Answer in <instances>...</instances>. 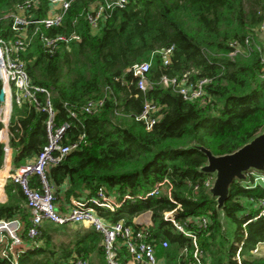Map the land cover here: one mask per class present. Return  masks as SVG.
Instances as JSON below:
<instances>
[{"label":"trees","instance_id":"16d2710c","mask_svg":"<svg viewBox=\"0 0 264 264\" xmlns=\"http://www.w3.org/2000/svg\"><path fill=\"white\" fill-rule=\"evenodd\" d=\"M21 1L0 0V36L17 35L12 20L4 16ZM99 1L105 2L74 0L62 24L41 26L21 54L32 83L51 92L55 127L69 124L64 143L85 135V142L49 168L57 201L62 199L61 190L66 200L74 196L91 201L104 187L120 204L114 211L95 205L98 213L111 223L148 228L156 256L165 264H199L198 259L203 264H264V257L253 254L256 245L264 242V215L259 216L251 202L264 198V186L233 183L224 230L216 202L206 193L212 177L197 170L207 158L198 150L184 148L196 141L215 154L228 153L263 127L264 52L253 42L263 45L257 30L264 24V0H128L124 7L107 10L94 30L87 13ZM38 6L35 16H48L49 2L40 0ZM73 32L81 40L60 44L54 52L41 40V33ZM248 37L250 52L231 57L232 44L245 45ZM172 46L170 62L165 64L161 50ZM149 61L153 87L144 93L127 70ZM185 74L191 81L210 79L206 85L210 102L186 100L177 88L159 83L163 75L180 79ZM2 85L0 78V91ZM37 97L39 107L13 101L8 125L12 172L33 161L48 142L47 94L38 92ZM99 99H104L100 108L84 109ZM146 100L159 107L156 115L160 117L151 129L137 119ZM3 126L0 122V131ZM4 147L0 139V170ZM31 178L38 181L35 175ZM166 178L173 184L172 198L165 190L148 195ZM4 191L7 200L0 202V220L20 217L25 222L24 242L16 247L17 264H79L80 260L96 264L93 252L99 256L98 264H107L103 236L94 227L77 224L67 229L68 224L45 221L39 234L29 237L30 211L21 185L8 177L0 185V193ZM170 211L185 232L165 217ZM145 213L150 216L148 222L135 220ZM202 217L208 219L206 227ZM61 232L67 239L59 237ZM164 240L169 243L166 247ZM239 250L240 262L234 258ZM119 257L122 262L129 259L124 246ZM0 264L13 263L0 255Z\"/></svg>","mask_w":264,"mask_h":264},{"label":"built area","instance_id":"2783aa9c","mask_svg":"<svg viewBox=\"0 0 264 264\" xmlns=\"http://www.w3.org/2000/svg\"><path fill=\"white\" fill-rule=\"evenodd\" d=\"M47 1L50 7L48 16L46 17H37L33 12L38 9L40 0H22L19 2L13 10L4 16L12 20V29L17 35L15 38L10 39L0 36V78L3 83L2 89L5 92V100L1 102L0 106V122L4 125L0 131V137H4L3 131L8 129L14 100L18 104L27 101L39 107L40 102L37 93L45 92L47 94L48 112L50 114L47 120V144L33 161L19 167L15 172L10 174V177L21 185L26 196V207L30 211L31 223L27 229V234L29 237L35 238L39 234L41 225L45 221L52 222L56 225H66L69 223L82 224L87 227H94L102 234L107 264H127V261L122 262L119 257L121 246H124V249L129 254L128 258L134 264H157L156 243L150 239V231L148 228L127 225L124 221L111 223L98 213L96 206L106 207L114 211L120 204L115 196L109 194L104 187L99 189L98 194L91 201L71 196L68 207L65 210L59 208L55 188L48 177L49 168L59 164L69 152L85 142V135L82 134L79 139L72 143H64V136L69 128V124L65 122L61 126L55 127L53 123L55 112L50 101L51 92L45 87L32 83L26 63L21 57V54L31 45L33 36L41 32V26L53 28L62 24L64 15L74 0ZM127 2L128 0H105V2H96L92 6V11L87 13V18L92 28L97 30L99 20L103 19L105 14H107V10H111L114 7H124ZM30 26H33L32 32L28 33ZM257 31L260 33L263 45L254 41V47L264 52V24ZM41 40L50 52H54L60 44L69 45L73 40H81V37L76 32L69 35L57 34L55 36H48L41 33ZM251 43V37L245 40V45L234 42L232 45L235 49L230 53V56L235 57L239 53L248 54L252 49L250 47ZM173 50L174 46L161 50L165 64L170 62ZM151 65L152 63L150 61L136 63L127 70L136 78L137 88L144 93L153 87V82L148 76ZM209 82V78H200L191 81L188 74H185L180 79L178 77L163 75L159 81L164 86L177 88L186 100L195 101L200 99L204 103L210 102V96L206 90V85ZM103 104L104 99L90 101L84 109L87 112H93ZM158 110L159 107L154 102L146 100L143 110L137 116V119L143 121L147 128L151 129L160 117L156 115ZM72 115H75V113L72 112ZM4 151L5 160H7L12 151L9 140L5 141ZM33 175L37 177V182H32L31 176ZM247 176L246 181H241L243 184L252 187L258 185L264 186V172L251 170L247 173ZM210 182L211 180L206 183V186ZM162 190H165L166 194L172 198L173 184L171 180L166 178L159 182L148 195L159 194ZM126 197L130 196L126 195ZM251 202L259 209V216L264 215V198H252ZM165 217L172 220L181 231L185 232L184 228L175 222L172 211L165 212ZM201 222L205 227L208 225V219L206 217H202ZM24 230L25 222L20 217L0 220V255L10 260L13 264H17L18 262L20 252L16 251V247L24 242ZM187 234L194 237L192 233ZM194 242L196 244V238ZM162 243L165 247L169 244L168 240H164ZM263 249L264 242H259L253 249V254L264 257ZM195 256L199 258L198 249L195 251ZM234 258L239 262L241 261L240 250ZM198 261L199 264H203L200 259ZM85 263L83 260L79 261V264Z\"/></svg>","mask_w":264,"mask_h":264},{"label":"water","instance_id":"95a60500","mask_svg":"<svg viewBox=\"0 0 264 264\" xmlns=\"http://www.w3.org/2000/svg\"><path fill=\"white\" fill-rule=\"evenodd\" d=\"M264 80V74L260 76ZM5 100V92L0 91V102ZM185 149H195L204 154L207 161L197 170L211 175L212 180L206 187V193L215 200L220 223L225 230L228 227L226 202L229 199L232 185L235 181H246L251 170L264 172V125L244 144L235 150L215 154L211 149L194 141L184 146Z\"/></svg>","mask_w":264,"mask_h":264},{"label":"crops","instance_id":"0c3cea01","mask_svg":"<svg viewBox=\"0 0 264 264\" xmlns=\"http://www.w3.org/2000/svg\"><path fill=\"white\" fill-rule=\"evenodd\" d=\"M3 136L4 137H0V139L5 144V141L10 140V133H9L8 129L7 130L5 129L3 131ZM12 161H13V148H12L11 154L8 156L7 160L4 161L3 168H7V171H8V175H7V177L4 180V184L6 182V179L8 177H10V174L12 173V167H13ZM0 185H2V184H0ZM3 190H4V186H3ZM6 200H7V195H6L5 191H4L3 194L0 193V202H5ZM59 201L60 202L58 203V205H59V208L62 209V210H65L68 207V204L70 202L69 200H66V198L63 197V196H62V199L59 200ZM148 216H149L148 213H145V214H142V215H138L135 218V220L139 221V222H148L149 221V217ZM158 263L165 264V261L163 259H158ZM127 264H134V263L130 259H128L127 260Z\"/></svg>","mask_w":264,"mask_h":264},{"label":"rangeland","instance_id":"374dc122","mask_svg":"<svg viewBox=\"0 0 264 264\" xmlns=\"http://www.w3.org/2000/svg\"><path fill=\"white\" fill-rule=\"evenodd\" d=\"M63 188H65V186H64ZM61 193H62V196L65 197V191H64V190H61ZM60 200H61V199H60ZM59 202H60V201H57V203H59ZM148 217H150V216H148ZM73 225H77V224L70 223V224H68L67 229L73 228ZM59 237H61V238H63V239H67V234L61 232V233L59 234ZM263 251H264V249H263ZM92 256H93L94 261L96 262V264H98V262H99V256L97 255V253H96V252H93V253H92ZM158 264H161V263H158Z\"/></svg>","mask_w":264,"mask_h":264},{"label":"bare ground","instance_id":"6f19581e","mask_svg":"<svg viewBox=\"0 0 264 264\" xmlns=\"http://www.w3.org/2000/svg\"><path fill=\"white\" fill-rule=\"evenodd\" d=\"M0 172H3L4 173V176H0V184L4 185V180H5V178L8 175L7 168L1 169Z\"/></svg>","mask_w":264,"mask_h":264}]
</instances>
